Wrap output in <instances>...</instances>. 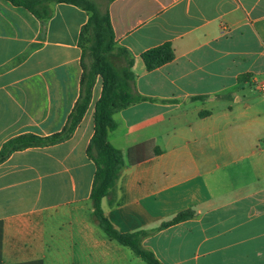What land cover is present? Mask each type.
<instances>
[{
    "label": "crops",
    "instance_id": "crops-1",
    "mask_svg": "<svg viewBox=\"0 0 264 264\" xmlns=\"http://www.w3.org/2000/svg\"><path fill=\"white\" fill-rule=\"evenodd\" d=\"M96 3L133 59L134 93L150 99L114 115L108 138L125 167L105 215L121 233L143 232L162 264H264V0ZM51 11L42 21L0 0V151L62 132L80 98L90 14ZM167 42L175 60L149 72L143 53ZM101 91L99 78L70 139L0 164V264H147L94 218L87 148ZM144 143L150 158L131 164ZM185 210L194 218L160 229Z\"/></svg>",
    "mask_w": 264,
    "mask_h": 264
},
{
    "label": "trees",
    "instance_id": "trees-1",
    "mask_svg": "<svg viewBox=\"0 0 264 264\" xmlns=\"http://www.w3.org/2000/svg\"><path fill=\"white\" fill-rule=\"evenodd\" d=\"M16 6L24 7L38 19L46 21L52 16L53 4L64 3L77 6L90 14L87 24L80 34V47L83 52L80 98L71 113L68 123L62 132L51 136H38L34 134H22L10 139L0 151V164L7 161L10 156L28 148L49 147L70 139L82 119L86 115L93 99V90L99 78L102 79V91L95 105L94 135L88 145L87 155L96 167L94 182L91 192V201L94 209V218L100 228L113 241L129 248L136 257L147 264H162L155 254L142 246L143 232L121 233L118 231L102 209V201L110 195L125 167V159L122 151L109 141V134L117 129L114 119L116 112L128 108L131 105L150 101L133 92L136 75L132 71L133 59L128 51L118 46L109 11L101 13L96 0H7ZM111 2L113 0H107ZM94 39L91 50L93 62L90 66L85 63L86 40ZM176 55L171 42L154 47L142 55L146 69L151 72L175 60ZM126 63L125 67L118 68L115 61ZM148 144H139L129 150L131 164H139L150 157L147 155ZM161 153L160 148L155 147L154 155ZM193 210L180 212L174 219L164 223L160 229L178 225L194 218Z\"/></svg>",
    "mask_w": 264,
    "mask_h": 264
},
{
    "label": "rangeland",
    "instance_id": "rangeland-1",
    "mask_svg": "<svg viewBox=\"0 0 264 264\" xmlns=\"http://www.w3.org/2000/svg\"><path fill=\"white\" fill-rule=\"evenodd\" d=\"M100 12L101 13L105 12L104 3H102V9L100 10ZM94 44H95L94 39H93L92 35H90V40H86V42H85V47H86L85 63H86L87 66H90L92 64V62H93V56H92L91 50H92ZM114 61H115V64L117 65L118 68H120L122 66L123 67L126 66V63L124 61H123V63H121V62L119 63V62H117V60H114ZM247 179L249 180V178H247Z\"/></svg>",
    "mask_w": 264,
    "mask_h": 264
},
{
    "label": "built area",
    "instance_id": "built-area-1",
    "mask_svg": "<svg viewBox=\"0 0 264 264\" xmlns=\"http://www.w3.org/2000/svg\"><path fill=\"white\" fill-rule=\"evenodd\" d=\"M262 88V87H261Z\"/></svg>",
    "mask_w": 264,
    "mask_h": 264
}]
</instances>
